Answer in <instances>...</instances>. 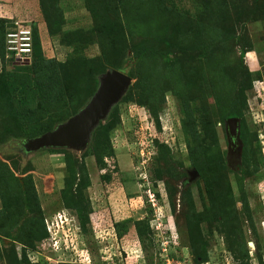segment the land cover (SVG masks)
Returning <instances> with one entry per match:
<instances>
[{
    "label": "rangeland",
    "instance_id": "1",
    "mask_svg": "<svg viewBox=\"0 0 264 264\" xmlns=\"http://www.w3.org/2000/svg\"><path fill=\"white\" fill-rule=\"evenodd\" d=\"M24 1L0 0V17L14 20V14L21 17L32 9L44 20L41 5L45 4L52 22L63 21L59 26L62 34L43 22L49 36H43L46 60L62 64L75 60L79 82L98 68L107 72L117 65L124 69L121 73L132 76L127 75L131 84L122 97L125 101L121 99L113 110L112 123L118 121L119 126L108 144L92 140L97 127L82 149L25 153L22 143L32 138L0 136V264H59L52 251L37 248L40 230L29 236L23 233L28 240L34 238L30 244L3 236L23 232L31 215L21 217L19 204L34 192L46 218L67 211L74 216L75 227H80L76 212L62 208V195L80 200L91 212L89 243L77 229L78 257L72 264H167L168 260L170 264H194V254L203 248L211 252L206 261L216 264L218 247L225 248L223 242L246 250L248 259L257 261L256 255L264 249L263 235L245 219L249 211L257 222L264 218V0H27L35 2L33 7ZM13 20H4L7 32L16 27L9 23ZM144 50L142 61L134 64L131 58ZM157 53L171 58L170 73ZM9 58L6 52L2 58L0 51V74L11 72L13 65L25 66ZM33 60L31 56L27 66ZM66 72L62 70V75ZM104 73L98 76V83ZM146 82L155 97L149 93L151 102L144 105L139 97L146 99L142 92ZM130 88L133 94L125 96ZM86 93L84 90L78 99L83 100ZM7 98L6 88L0 84L2 108L9 104ZM17 102L15 98V106ZM62 102L56 106L61 107ZM181 102L194 113L187 133L180 126L185 119L179 109ZM28 104L35 107L34 102ZM77 104L65 105L60 113L62 123L72 117ZM19 106L25 105L19 102ZM232 108L243 116L233 117L239 122L241 148L236 166L227 128L231 117H222ZM5 113L9 115L6 109ZM204 115L210 124L202 120ZM12 124L14 132L18 131ZM243 136L251 140L257 171L246 170ZM141 155L144 165H140ZM29 173L34 189L25 178ZM72 192L74 197L69 198ZM148 192L154 194V207ZM246 202L250 209L244 206ZM123 220L126 229H117L115 223ZM136 222L142 236L135 231ZM169 236L176 245L165 243ZM163 238L166 252L161 248ZM188 241L194 244L193 254L184 247Z\"/></svg>",
    "mask_w": 264,
    "mask_h": 264
},
{
    "label": "trees",
    "instance_id": "2",
    "mask_svg": "<svg viewBox=\"0 0 264 264\" xmlns=\"http://www.w3.org/2000/svg\"><path fill=\"white\" fill-rule=\"evenodd\" d=\"M41 2H45L48 3L46 1H42ZM42 8V13L44 16V21L47 24H52L51 28H55L56 27V33L58 34V32L60 33V27L62 25L59 21H54L52 22L48 16V12L45 8V4L41 5ZM47 12V13H46ZM5 19H1L0 18V51H1V57L4 58V52H6L5 49V40H6V34L7 31L5 30ZM57 26L59 27V30L57 29ZM32 36H33V52H32V59L33 62L31 61V65L30 66H14L13 65V70L11 72H6L5 70L2 71V73L0 74V84L3 85V87L6 88V93L8 94V100L9 104L4 106L2 108L1 104H0V120L1 123L0 124V136H6V138L8 140H12V139H23V138H34V137H38L46 132H51L58 124L62 123L63 121H61V116L60 113L66 109V106L68 103H73L74 101H77V107L73 109V112H71L70 116L75 115L80 109H82L84 107V105L88 102L87 100L95 93L96 89H97V85H98V76L102 73H104L106 71V69H100L98 68L97 70L91 72L88 74L87 78L85 79V81H80L78 79V70L75 66V60L74 63L71 64L69 62H67V64H62L59 62H56L55 60L51 59V60H46L43 56V52H42V46H41V42L39 41V35H38V30L36 28V26L32 25ZM63 32V31H62ZM61 32V34H62ZM51 33V31H50ZM95 33V32H94ZM65 38V37H64ZM62 44H63V40H62ZM65 45H69L68 43H64ZM67 47H71V45L67 46ZM146 50L142 51L141 53H135L136 59L135 58H131V61L135 64L139 63L142 61V59L144 58L145 54H146ZM203 56H205V53H203ZM156 57L161 58L164 62H165V68H166V72L170 73V69L168 68V65L170 67V64L172 63L171 58L169 57L168 54L166 53H157ZM8 60H10L11 62H13V60L11 58H9ZM87 60H82L81 62L83 64H86ZM95 61V60H94ZM93 62V60H92ZM116 66V65H115ZM149 68V66H148ZM150 69V68H149ZM62 70H64L66 73H64L62 75ZM115 70H117L118 72H123V68L120 66H116ZM245 74L246 76L249 77V72L248 69H245ZM128 76H132L131 73L127 72ZM167 75V74H166ZM165 75V76H166ZM160 79L158 78V83H159ZM80 85H82V91H78L77 89L80 87ZM84 90H87L86 95L84 96L83 100H79L78 98H81L82 93ZM143 94L145 93L144 96H146V99H143L141 97H139L140 103H143V100L146 102L144 105H147L149 102H151V99L149 98V93L150 95H152L153 97L154 94L151 92L148 83L146 82L145 84H143ZM134 90L133 89H129V91L126 93L125 96H131L133 94ZM142 94V95H143ZM17 98L18 102H17V106H15V104L13 103L14 99ZM126 98V97H124ZM122 99V102L125 101V99ZM243 101L246 102V98L243 96ZM164 99V97L162 96V100ZM60 101H63L61 104V107L56 106V104H58ZM19 102L20 104H23L25 106H23L24 108H21L19 106ZM35 103V107L31 108L29 107L28 103ZM11 103L13 105V110L11 108ZM151 106V109L153 108L152 105H148ZM233 107V106H232ZM235 107V105H234ZM237 107V106H236ZM117 108V106H115L112 111L109 114V118L105 121L99 124V126L96 128L93 136H92V140H96L99 139L101 141H104L108 144L110 137L112 135V132L117 129V127L119 126V122L118 121H114V123H112L111 117L114 114V111ZM5 109L7 112H9V115L5 113ZM179 109H180V113H182V117H185V119L182 120V126H183V131L184 132H188L190 125L194 122V113L192 108L187 104V103H183L181 102L179 104ZM12 110V111H11ZM15 110V111H14ZM148 111V115L150 117V119H152V114L150 110ZM242 112H239L237 109L234 110V108H232L231 110H228L227 113L223 114L222 117L223 118H233V117H243L241 116ZM157 117V115H155V118ZM13 118V119H12ZM203 121H206L207 124H210V122L207 120L206 115L201 117ZM18 131L14 132V124ZM191 123V124H190ZM13 127V128H12ZM242 131L244 132V126L242 125ZM242 133V132H241ZM245 135V134H244ZM0 137V138H1ZM241 137V136H240ZM243 139V149H242V159L244 162V165H246V170L248 172H251L250 169L253 168V170L257 171L259 168V165L257 164L256 156L252 151L251 147V140L250 138H244V136L242 137ZM172 139V138H171ZM7 140V141H8ZM154 147V146H153ZM157 148H160V145L157 144L156 146ZM155 148V147H154ZM161 149V148H160ZM48 152V150H46ZM254 166H253V165ZM198 171H201V169H199L197 167ZM254 171H252L254 173ZM260 174H261V169L259 170ZM263 175V174H262ZM28 181H30L32 188L33 187V174L29 173L26 177H25ZM39 196V195H38ZM37 196V194L34 192L32 194V196L30 195L29 199L26 198L25 195V199H22V203L19 204V208L18 209H22L23 211H19L21 212L20 215L21 217H27L28 214L31 215V217L29 218V220L27 221L25 227L22 228L23 232H21L20 234H18L17 236H14L12 234H10V228L7 227L8 225L10 227H14L13 224L10 222V220H8V225L7 230L9 233H4L3 236H5L6 238L12 239L15 242L18 243H31L32 240H28L29 238H24L23 233L27 234V236H29V233L31 231H39L41 233L40 239H41V244L39 247H37L38 249L42 250L43 252L47 253L50 250L49 245L47 244L48 241V234H47V230H46V224H45V214L43 212L42 206H41V200L39 199V197ZM31 197L34 199L35 201V205H33L32 203V199ZM73 192L70 194L69 198H73ZM61 203H62V208L66 209V210H70L71 212L75 211L76 212V217L78 219V223L79 226L78 227V231L80 232V235L82 234V236H84L85 238H87V242L89 243L90 240V236H88L89 234H91L90 230H89V226H90V218L89 215L91 214V212H87L86 208L83 206L82 202L80 200H76V199H69L67 200V197L65 198L63 195L60 197ZM247 203V202H246ZM246 206V205H244ZM12 207V206H11ZM234 208V207H233ZM16 209V208H15ZM249 209V208H247ZM70 216L73 218V223L74 222V216L69 213ZM26 215V216H25ZM102 218V221H104V218ZM127 221L123 220L120 222H116L115 223V227L117 229H126L125 227V223ZM97 224V223H96ZM135 231L137 232L138 236H142L140 227L138 226V222H136L135 224ZM37 226V227H36ZM138 226V227H137ZM139 231V232H138ZM169 231V230H168ZM78 232V233H79ZM124 232V231H122ZM231 232V231H230ZM203 233V232H202ZM123 234V233H122ZM231 234V233H230ZM225 238L226 241H228L229 243V239H230V235ZM233 234V232H232ZM234 236H237L238 233L234 232L233 234ZM124 237L120 235V238ZM188 240V239H187ZM238 240V239H237ZM189 243H185L184 247L185 248H190V252L193 254V249L192 246H194L193 243H190V241H188ZM77 245H79V241L77 242ZM227 247H233V245H228ZM233 249H237V248H233ZM242 250V249H240ZM84 252V251H82ZM209 254V250L207 248H203L199 253L197 252L196 254H194V264H201L204 261L208 260V255ZM258 262L260 264H262L263 262H261V258L257 257ZM66 264V263H65Z\"/></svg>",
    "mask_w": 264,
    "mask_h": 264
},
{
    "label": "water",
    "instance_id": "3",
    "mask_svg": "<svg viewBox=\"0 0 264 264\" xmlns=\"http://www.w3.org/2000/svg\"><path fill=\"white\" fill-rule=\"evenodd\" d=\"M28 64L29 62L25 63V65ZM130 84L131 79L121 72L116 70L105 72L99 78L94 95L77 114L57 125L51 132L24 141L22 143L24 152L35 153L49 148H85L89 144L94 129L107 119L112 108L119 103ZM238 123L237 118L227 120L231 143L232 140L239 142ZM193 175H196L195 171Z\"/></svg>",
    "mask_w": 264,
    "mask_h": 264
},
{
    "label": "built area",
    "instance_id": "4",
    "mask_svg": "<svg viewBox=\"0 0 264 264\" xmlns=\"http://www.w3.org/2000/svg\"><path fill=\"white\" fill-rule=\"evenodd\" d=\"M16 27L8 31L6 34L5 40V49L8 57L17 63L25 64L26 62H30L32 52H33V36L32 30L24 26L23 24L16 23ZM143 110V109H142ZM144 111V110H143ZM138 113V112H137ZM170 131L172 127L166 126ZM171 138H173L171 136ZM153 144V141H151ZM143 155V154H142ZM142 155L140 161L145 164V159H142ZM149 202L152 203L154 207L155 197L154 194L148 192ZM46 230L48 234L47 244L49 245L50 250L55 254L58 258L59 264H67V263H76L77 260V242L75 241V232L77 231V227H75L73 223V218L70 216L67 211H59L50 217L45 219ZM79 232V231H78ZM77 238V236H76ZM168 242L164 239L161 241V248L163 251H167V244L176 245L177 243H173L171 241V237ZM77 240V239H76ZM166 241V242H165ZM165 242V243H164ZM169 259V258H168ZM169 261V260H168ZM167 261V264L170 262ZM166 262V260H165ZM165 264V263H164Z\"/></svg>",
    "mask_w": 264,
    "mask_h": 264
},
{
    "label": "flooded vegetation",
    "instance_id": "5",
    "mask_svg": "<svg viewBox=\"0 0 264 264\" xmlns=\"http://www.w3.org/2000/svg\"><path fill=\"white\" fill-rule=\"evenodd\" d=\"M230 143H231V138H230ZM231 152L233 154L232 156V162L235 164H233V166H236L237 163V157L239 156V142H235L232 140L231 143ZM237 155V156H236ZM262 211L264 214V203H262ZM246 208L250 209V205L247 202L246 203ZM245 223L246 224H250V223H254L255 224V230L260 233L261 235H263V239H264V218L258 220V222L256 221V218L254 216L251 217L250 215V211H249V216L245 219ZM245 227H243L244 229ZM248 232V230H246V233ZM249 234V233H248ZM225 239L223 237H221V241H224ZM223 245L225 246V248H221L218 247L219 252L217 251L216 254V264H230V262H232L231 264H241V262H243V264L247 263L249 264L250 262L252 264H260L257 261H253L252 259H248L246 250H240V249H233L231 247H227V243L223 242ZM227 247V248H226ZM220 248V249H219ZM209 254H211L210 250H209ZM256 257H260L261 258V262H263L262 264H264V249L261 248V250L258 252V255H256ZM255 257V258H256ZM201 264H209L208 261L203 262Z\"/></svg>",
    "mask_w": 264,
    "mask_h": 264
},
{
    "label": "crops",
    "instance_id": "6",
    "mask_svg": "<svg viewBox=\"0 0 264 264\" xmlns=\"http://www.w3.org/2000/svg\"><path fill=\"white\" fill-rule=\"evenodd\" d=\"M24 4H27V5H30V6L33 7V5L35 4V2L25 0L24 1ZM22 11H25V10H22ZM30 13L29 14H27V13L22 14V15H24V16H21L23 18L16 17V15L14 14V17L16 18L14 20L13 19H10V18L9 19L8 18H4V17H0V18L1 19H5V20H10V21L13 20L12 22H9V23H12L13 25H16V23H19V24L22 23L24 26H27V27L30 26L29 27L30 29H32V25L33 26H36V28L38 30V35H39V41L41 42V46H42V49H43V47H44L43 46V44H44L43 43V38H44L43 36L44 35L48 36L45 33L47 31L45 29V27H46L45 26V23H43L44 20L41 19V16L37 13L36 10H33L32 11V9H31V12ZM121 142H124V141H121ZM118 149H120L119 152H123L120 146H118Z\"/></svg>",
    "mask_w": 264,
    "mask_h": 264
},
{
    "label": "clouds",
    "instance_id": "7",
    "mask_svg": "<svg viewBox=\"0 0 264 264\" xmlns=\"http://www.w3.org/2000/svg\"><path fill=\"white\" fill-rule=\"evenodd\" d=\"M264 199V198H263ZM264 203V202H263Z\"/></svg>",
    "mask_w": 264,
    "mask_h": 264
}]
</instances>
